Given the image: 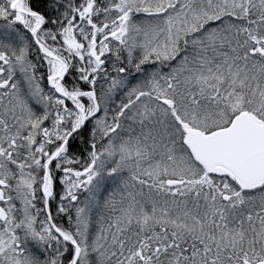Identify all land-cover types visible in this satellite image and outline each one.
Segmentation results:
<instances>
[{
    "label": "snow or ice",
    "instance_id": "snow-or-ice-1",
    "mask_svg": "<svg viewBox=\"0 0 264 264\" xmlns=\"http://www.w3.org/2000/svg\"><path fill=\"white\" fill-rule=\"evenodd\" d=\"M0 264H264V0H0Z\"/></svg>",
    "mask_w": 264,
    "mask_h": 264
}]
</instances>
